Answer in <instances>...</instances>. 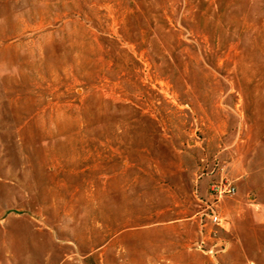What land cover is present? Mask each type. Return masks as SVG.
<instances>
[{
	"label": "rangeland",
	"instance_id": "1",
	"mask_svg": "<svg viewBox=\"0 0 264 264\" xmlns=\"http://www.w3.org/2000/svg\"><path fill=\"white\" fill-rule=\"evenodd\" d=\"M0 264H264V0H0Z\"/></svg>",
	"mask_w": 264,
	"mask_h": 264
},
{
	"label": "built area",
	"instance_id": "2",
	"mask_svg": "<svg viewBox=\"0 0 264 264\" xmlns=\"http://www.w3.org/2000/svg\"><path fill=\"white\" fill-rule=\"evenodd\" d=\"M210 190L213 192L214 196L216 198H219L220 196L226 194V195H232L235 191V188L233 185L229 183H214L211 185ZM208 218L211 222L218 223L219 222V216L216 212H214L211 209V213L208 215Z\"/></svg>",
	"mask_w": 264,
	"mask_h": 264
}]
</instances>
